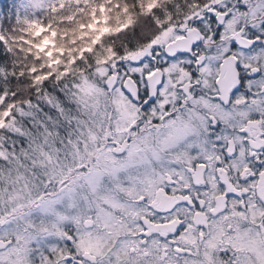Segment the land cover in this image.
Returning <instances> with one entry per match:
<instances>
[{
    "label": "snow or ice",
    "instance_id": "6c2138e0",
    "mask_svg": "<svg viewBox=\"0 0 264 264\" xmlns=\"http://www.w3.org/2000/svg\"><path fill=\"white\" fill-rule=\"evenodd\" d=\"M0 264H264V0H0Z\"/></svg>",
    "mask_w": 264,
    "mask_h": 264
}]
</instances>
